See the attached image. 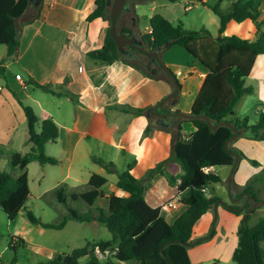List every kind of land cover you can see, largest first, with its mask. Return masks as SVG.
<instances>
[{
    "label": "crops",
    "instance_id": "0c3cea01",
    "mask_svg": "<svg viewBox=\"0 0 264 264\" xmlns=\"http://www.w3.org/2000/svg\"><path fill=\"white\" fill-rule=\"evenodd\" d=\"M186 1L170 3L168 0L150 2L130 0L119 13L116 27L129 28L132 34H139L146 48L150 49L151 16L159 13L172 22L180 12L177 10L178 4ZM233 1L235 0H231L230 4ZM251 1L258 6L259 0ZM39 6L41 10L36 17V9ZM39 6L35 9L30 6L23 16L16 20L19 33L16 51L12 55H7L5 45L0 50V62H6L0 63V162L2 158L9 161L12 152L25 153L31 150V144L27 143L28 127L23 110V105L30 106L39 121L50 118L58 126L57 140L45 145V153L57 159V162L39 163L41 173L38 175L40 180L36 181L37 185L40 186V181L49 177L52 183L47 188L50 190L65 183L69 190L82 193L92 189L88 181L93 173L104 175L107 181L100 188L102 196L98 197L93 205L87 204L88 212L91 211L95 215L98 207L107 208L108 197L111 194L127 195L116 186L118 174L130 168L132 176L143 179L150 168L170 157L172 134L167 129L168 126L150 125L151 122L155 123L156 114L153 111L136 114L124 111V108L155 105L172 92L173 85L161 70H158L156 77L151 78L142 70L120 60L104 63L86 56L88 50L102 46L108 28V21L105 19L85 20L94 9L95 0H42ZM189 7L190 5H184L182 10L186 11ZM30 10H33L32 14L26 17ZM261 17H264V13H261ZM251 23L255 27L252 21ZM227 25L230 27V21L225 28ZM228 32L229 28L224 29L222 36H229ZM254 32L255 28L243 38L252 39ZM209 36L202 39V42H209L215 48L214 38L211 40ZM164 51L160 54L161 60ZM188 55L191 58L186 59L188 63L182 70L174 65V57L169 55L168 59L163 60L165 64L175 69L172 71L181 86L177 98L157 108L158 113L175 110L187 113L190 110L207 70L191 54ZM142 57L146 58L147 62L148 56L140 54L139 61ZM155 62L152 61L151 68L158 69ZM262 63L264 54H258L248 78L252 81L257 80L252 95L256 94L255 103H261L264 108V70L262 72L257 70ZM16 74L21 75L20 80L16 79ZM35 82L47 86L48 89L36 86ZM185 100L189 102L186 103V108L182 109L181 103ZM261 112H264V109ZM236 115L240 116L238 113ZM168 119L174 126L180 120L175 116ZM147 126H150L151 130L145 135L144 130ZM36 129H40L39 124ZM194 130L191 122L182 123V132L185 136H189ZM258 141L251 140V143L257 145ZM94 157L106 163L112 162L114 169L107 171L103 165L94 161ZM31 163L24 169L28 184ZM213 169L215 170V167ZM161 170L163 171L153 173L144 179V198L149 206L159 207L160 214L168 223H173L186 209V205L180 201L182 193L178 191L177 184L169 182L166 175L176 177L178 183L183 170L179 163L173 160L166 163ZM113 174L116 176L110 180ZM233 182L231 190L235 197L239 193V184ZM209 186L206 187L207 195ZM244 196L243 193L239 198H233L239 205ZM247 197V200L246 197L244 199L246 200L244 205L254 201L249 200L250 195ZM237 203L235 207H239ZM225 204L228 203L218 201L195 222L192 239L205 237V240L187 249L191 264H208L206 254L208 233L214 218L217 221L224 213L234 215L235 234L232 239L236 240L239 217L226 210ZM70 221L76 220L68 219L65 226ZM88 223L98 222L92 220ZM120 264L138 263L131 260L121 261Z\"/></svg>",
    "mask_w": 264,
    "mask_h": 264
},
{
    "label": "trees",
    "instance_id": "16d2710c",
    "mask_svg": "<svg viewBox=\"0 0 264 264\" xmlns=\"http://www.w3.org/2000/svg\"><path fill=\"white\" fill-rule=\"evenodd\" d=\"M135 1L150 2L153 0ZM168 1L174 3L180 0ZM197 1L208 5L219 18L218 36L214 38L215 48L209 42H202V39L210 35L205 28L196 31L188 30L181 23L174 25L159 13H155L149 19L152 36L150 50L165 42L170 43L169 47L179 45L207 70L190 110L187 113L179 110L173 112L172 116L180 120L175 126L170 123L167 127L172 134L170 157L150 168L143 179L132 176L129 172L130 168L118 174L116 186L127 195L111 194L108 197L107 208L98 207L95 215L91 211L84 213L77 211L70 205V202L83 200L91 206L98 197L102 196L100 188L107 178L97 173H93L88 181L92 187L89 191L77 193L69 190L65 183L54 189L57 200L66 208V214L61 217L60 221L44 222L30 210H25L24 214L32 224L62 229L68 219L80 222L96 220L112 234L110 240H87L84 245L74 248L70 253H57L48 261L38 264H79L80 257H87V264H120L121 261L131 260L138 264H191L187 249L205 240V237L192 239V228L195 222L219 201L218 197L208 196L203 190L212 183L221 181L213 168L232 167L235 164L234 170L236 169L240 158L245 156L232 143L243 131H251L250 139H264V112L260 113L256 123L250 124L247 116H237L234 111V107L243 96L254 93L255 87L252 84H246L245 79L250 73L255 57L258 54H264V17H261V12L251 0H235L228 9L224 10L219 7L221 0H211L214 1L212 3L206 0ZM30 6L36 8L29 0H0V44L6 46L7 55H12L19 45L16 20L22 17ZM40 10L41 6L36 9V17L39 16ZM110 12L111 7L106 5V0H95L94 9L85 20L105 19L108 21V28L102 46L88 50L86 56L104 63L120 60L142 70L146 76L151 78L156 77L158 70H161L172 84L169 73L176 75L168 67L164 69L153 61L158 69L147 70L146 66L142 69L135 60L118 50L110 33ZM245 19H250L255 26L252 39L236 35L222 36L229 21L241 22ZM116 32L129 36L132 34L129 28L118 29L116 27ZM178 83L181 86L179 81ZM35 85L48 89L47 86L37 82ZM178 95L179 92L164 101V98L168 96L166 95L155 105L144 108L128 107L124 108V111H132L136 114L144 113V111L151 112L154 107L161 108L169 100L176 99ZM23 110L28 127L27 143L31 144V150L25 153L12 152L10 154L11 172L0 169V208L10 220L16 217L28 200L29 187L25 167L34 161L40 164L57 162V159L45 153L46 143L54 142L58 138L57 124L50 118L39 121L30 106L23 105ZM184 121L191 122L195 127L189 136H185L182 132ZM38 124L39 130L36 129ZM150 130L151 127L147 126L144 134H148ZM93 159L103 165L107 171L114 169L112 162L106 163L95 157ZM170 160L179 163L183 173L179 176L178 183L176 177L166 176L169 182L177 184L178 191L182 193L180 201L186 205V209L173 223H168L160 214L159 207L149 206L144 198V179L149 178L153 173L163 171L161 169ZM251 161L256 164L254 160ZM246 192L250 194L251 199L256 201L252 192L244 189L243 193ZM243 193L239 192L235 197ZM224 207L236 215L240 214V208L233 204L228 203ZM244 207L247 213L240 221L237 230V245L232 252L231 259L238 264H264V247L262 246V243L264 244V218L254 225H249L251 204L247 203ZM24 243L20 237H11L10 244L14 249L15 246L24 245ZM96 245L100 253H95ZM105 250H108L107 254L104 253ZM11 264H16L15 257ZM208 264H221V262L214 259Z\"/></svg>",
    "mask_w": 264,
    "mask_h": 264
},
{
    "label": "rangeland",
    "instance_id": "374dc122",
    "mask_svg": "<svg viewBox=\"0 0 264 264\" xmlns=\"http://www.w3.org/2000/svg\"><path fill=\"white\" fill-rule=\"evenodd\" d=\"M230 1L222 0L219 2V7L222 10L228 9ZM212 2L214 1L209 0L208 3ZM184 5H190L188 10H182ZM145 6L147 7V5ZM177 8L180 12L177 14V18H174L172 21L174 25L181 23L185 29L193 31L205 28L210 33L209 38L211 40L218 36L219 18L208 5L187 0L184 3H179ZM32 11L30 10L26 17L32 14ZM228 28L230 29L229 35L245 37L249 34L248 32L252 33L255 27H253L249 19H246L241 22L232 20L230 21V27L227 25L225 29ZM3 46L4 44H0V50ZM169 55L170 57H174L173 63L180 70L186 68L188 63L186 59L191 58L187 51L179 45H172L166 49L163 53V60L168 59ZM163 60L161 61L163 62ZM137 64L142 69H145L146 58L142 57L141 61L137 62ZM164 65L168 66L165 63ZM168 68L171 71L175 70L170 66ZM146 69L151 70V65L150 67L146 65ZM257 70L262 72L264 70V63L259 64ZM245 82L254 86L257 80L252 81L246 77ZM255 98L256 94L245 95L234 107L235 113H238L240 117L247 116L250 124L258 121L261 110L264 109L261 103H255ZM188 102L186 100L182 101L181 108L185 109ZM250 135L251 131L245 130L232 143L245 156L240 158L234 171L227 166L215 167L221 181L212 183L209 186L208 196L218 197L220 203L227 202L236 205L237 202L234 201L233 191L231 190L232 181H236L239 184V192L243 193V190L246 189L255 196L256 201L251 203L250 208L252 210L248 218V224L254 225L261 218H264V139L259 140V144L252 145L251 140L253 139H250ZM251 160H254L256 164L252 163ZM38 166V162H33L29 165L28 200L16 217L12 220L8 219L3 209L0 208V264H11L14 257L16 264H38L48 261L57 253H70L74 248L81 247L85 240H110L112 238L111 232L104 225L98 223L70 221L63 229H53L43 227L40 224H32L25 216V210H30L37 218H40L44 222L52 223L60 221L61 217L66 214V208L55 197L54 189L50 190V188H47L52 183L49 177L41 180L40 186L37 185L36 181L40 180L38 175L41 173ZM0 168L6 172L12 171L7 158L1 159ZM115 176V174L111 175L110 180H113ZM244 194L243 201L239 205L237 203L238 208H240V214L237 215L239 217L238 224H240L241 219L247 213L244 203L250 194L247 192ZM245 197L246 200L244 201ZM249 200L252 199L249 198ZM70 205L82 213L89 211V206L83 200L70 202ZM215 220L216 218L213 219V224L208 233V250L206 252L208 254V263L214 259H218L221 264H238L231 259V253L237 245V237L235 236V241L232 239V236L235 234V216L224 213L218 217L217 221ZM12 236L22 238L25 242L24 245H17L14 249L10 244ZM262 246L264 247L263 243ZM87 261V257L79 258V264H87Z\"/></svg>",
    "mask_w": 264,
    "mask_h": 264
},
{
    "label": "water",
    "instance_id": "95a60500",
    "mask_svg": "<svg viewBox=\"0 0 264 264\" xmlns=\"http://www.w3.org/2000/svg\"><path fill=\"white\" fill-rule=\"evenodd\" d=\"M127 0H106V5L111 7L110 12V33L112 38L114 39L117 48L120 52H124V45L131 46L132 48L138 50L139 52L143 53L144 55L150 57L147 66L150 67L152 60L156 61L160 66H162L164 69H166V65L162 63L160 59V54L166 50L170 43L165 42L162 45H156L153 47V49H147L142 46L144 43V40H142L137 33H133L130 36H127L125 34H118L116 32V24H117V17L121 10L125 7V3ZM29 2L38 7L42 0H29ZM169 77L172 81L173 86L175 87L171 93L168 94L166 98H164V101H166L168 98H171L174 94L178 93L180 90L179 83L177 81L176 76H174L171 72L169 73ZM153 112L156 114V117L154 119V122H151L150 125L152 126H160V127H167L168 123L164 121L165 118L172 116L173 112H164V113H158L157 108L154 107ZM199 117V116H198ZM215 127V126H213ZM235 168V164L232 166V171ZM217 204V203H216Z\"/></svg>",
    "mask_w": 264,
    "mask_h": 264
},
{
    "label": "flooded vegetation",
    "instance_id": "af4514ba",
    "mask_svg": "<svg viewBox=\"0 0 264 264\" xmlns=\"http://www.w3.org/2000/svg\"><path fill=\"white\" fill-rule=\"evenodd\" d=\"M129 2H130V0H127L126 3H125V6H127V4H129ZM124 8H125V7H124ZM142 46H143L144 48H146V46H145L144 43L142 44ZM122 53H123L124 55H126V56L132 58V59L135 60L136 62L139 61V55H140V54H143V53L139 52L138 50H136V49H134V48H132L131 46H128V45H124V52H122ZM147 58H148V59H147V62H148V60H149L150 57H147ZM152 61H154V60H152ZM147 62H146V65H147ZM164 121H166V122L168 123V125L170 124L168 117L165 118Z\"/></svg>",
    "mask_w": 264,
    "mask_h": 264
},
{
    "label": "built area",
    "instance_id": "2783aa9c",
    "mask_svg": "<svg viewBox=\"0 0 264 264\" xmlns=\"http://www.w3.org/2000/svg\"><path fill=\"white\" fill-rule=\"evenodd\" d=\"M257 9L261 12V13H264V0H259V3H258V6H257ZM16 79H21V75L20 74H16L15 75ZM206 192V188L203 189ZM95 253H100V250H99V247L96 245L95 248ZM108 250H105L104 253L107 254Z\"/></svg>",
    "mask_w": 264,
    "mask_h": 264
}]
</instances>
